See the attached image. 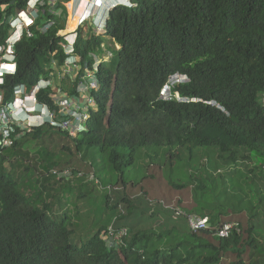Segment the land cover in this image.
<instances>
[{
  "label": "trees",
  "instance_id": "obj_1",
  "mask_svg": "<svg viewBox=\"0 0 264 264\" xmlns=\"http://www.w3.org/2000/svg\"><path fill=\"white\" fill-rule=\"evenodd\" d=\"M26 1L0 0V45L10 33L9 17L24 10ZM134 5L110 13L109 41L79 33L73 54L78 69L64 68L66 41L57 32L64 28L66 10L60 1L52 6L58 15L47 8L29 29L32 38L24 35L16 44L17 72L1 88L5 100L13 86L24 84L30 92L40 79L75 99L80 84H98L86 90L94 112L83 104L90 115L88 131L72 138V145L63 142L64 132L42 126L14 136L13 146L0 154V264H264V109L259 102L264 0H136ZM45 20L52 26L43 33ZM96 53L107 62L94 71ZM175 73L189 79L175 88L179 95L204 103L158 99ZM51 91L40 90L38 102L52 107ZM29 145L37 153L33 172L76 169L71 161L76 158L84 170L95 171L100 189L94 181L84 182L87 171L75 177L76 169L69 180L52 174L27 180L34 199L17 200L22 195L3 167L12 158L26 164ZM158 149H165L160 159L166 172L174 166L184 173L168 177L171 194L186 189L191 194L192 206L180 200L175 206L185 215L208 217L209 229L190 232L186 218L175 216L171 194L154 198L142 188L149 169L136 168V162L142 157L151 166ZM29 170L25 166V173ZM131 170L144 177L128 181ZM113 218L116 228L128 229V237L125 245L107 248L102 234ZM85 219H92L90 230L96 231L79 233ZM233 222L227 238L217 235Z\"/></svg>",
  "mask_w": 264,
  "mask_h": 264
},
{
  "label": "clouds",
  "instance_id": "obj_2",
  "mask_svg": "<svg viewBox=\"0 0 264 264\" xmlns=\"http://www.w3.org/2000/svg\"><path fill=\"white\" fill-rule=\"evenodd\" d=\"M57 1H60V4L65 8L63 2H66L68 0ZM135 1L136 0H89L85 13L78 20L76 29L72 33H66L64 35H62L61 32H66L63 31L65 27L63 29L58 30L57 32V36L63 38L66 41V43L61 44V48L64 54L67 56L64 68L69 71L71 70V68L78 69V60L76 56H73V54L74 45L76 43L79 33L82 32V28L80 27L83 24H87L88 22H90L88 23V30L85 31V33H89L90 36L94 37L101 36L109 41L110 38H106V23L109 19L110 13L114 9L119 7H133L135 6ZM48 2L49 0H27L26 7L24 10H21L15 16L9 17L8 23L10 27V33L5 39L4 43L0 45V154L3 153L4 150L13 146L14 136L24 137L25 134L31 133L34 131V129L40 128L42 126L52 127L56 131L64 132L67 135L66 138L72 140V138H76L88 131L87 122L90 118V115L87 114V110L83 107V104L87 103L90 107H93V112L95 110L94 104L91 100V96H89L88 92L86 91L89 87L94 90L97 89V85L95 84L98 83L95 80H90L88 83H86V85H79L77 94L81 93L82 95L80 94V97L78 99L71 98L66 93L61 92V88L59 87V85H52L50 84L51 80L47 79L38 80V82L34 85L30 92L27 91V88L24 84L15 85L12 87L10 98L8 100L4 99V95L2 94L1 88L4 86L6 78L15 76L17 72L15 46L18 42H20L24 35L29 38H32L33 35L29 31V29L35 25V22L37 21L40 13L44 14L47 8L49 12L52 13V6H50ZM73 3L74 5H76L75 10L73 12V14L75 15V12L81 3V0H73ZM85 14H87V16ZM45 23L47 24L44 25L41 30L43 31V33H45L49 29L50 25L52 26L51 21L45 20ZM95 29L101 31L103 30L104 33L101 35H97L95 34ZM73 35H75V38L71 43H68L67 38L72 37ZM65 45H67L66 48ZM103 47L104 44L101 45V48ZM114 48L116 50H119L120 47L118 44L114 43ZM66 49H68V51H66ZM104 57L106 56L101 57L100 60L98 57L93 55L94 63L92 67L94 71L97 70V67L103 61L107 62V57ZM102 58H104L105 60ZM95 63H97V66H95ZM88 75H90L89 71L86 72L84 76ZM188 82L189 79L186 75H182L179 73L170 75L167 78L165 84L160 89L158 99L163 102L175 101L178 103H204L200 98H183L175 90L177 86L181 84H186ZM81 86L84 87V91L82 90ZM49 87H51L52 90L49 94V97L52 100V107L44 103H39L37 99L38 92L40 90H47L49 89ZM85 92L87 93V95L85 94ZM259 102L262 108L264 109V93H261L259 95ZM57 115L59 119H57ZM64 123H67V125L65 126ZM23 152L25 154V149ZM27 152L28 162L26 164L24 163L25 159L19 161L16 158H12L11 163H4L3 167L6 173L13 179L19 193L22 195V197L17 196V200L20 201H27L29 199L32 201L34 199L31 190L27 186V180H33V176H30L29 172L30 170L33 171L34 169L32 163L37 161L35 160V157H37V153L34 152V149L32 148V146L30 147V145L28 147ZM19 163H23L25 164V166H29L30 170L28 171V173H25V168L23 172H18L17 170H15L16 166L21 165ZM151 165L156 164L153 161L151 162ZM157 166H161V168H166L165 165ZM70 170L76 169L54 168L49 172H44L41 170V173L39 171H35V173L39 174L38 178L48 177L50 176V174H52L57 178V180H69L70 178H72L73 175ZM90 170L91 171L86 173L84 177V182L91 183L92 181H94V186L100 189L101 185L95 181V171L91 169V167ZM76 171L77 172H75V177H83L82 171L78 169ZM90 172H92L91 175H89ZM160 175L162 176L161 173ZM165 178H167L166 181H168L167 175L165 176ZM20 183H22L23 186H21ZM167 184L169 185L168 182ZM175 205L176 204L174 203L171 204V207L175 209V216H183L186 218L187 227L190 232L197 233L199 231H205L209 229L208 217H200L197 215H185L184 212L179 210ZM189 217H197L201 220L206 219L205 228L193 231L189 225ZM114 218L108 225L106 234H102L104 237L103 240L107 248H112V246L113 248H118L120 247V245H125V239L128 237V229L122 226L116 228L114 224ZM231 225L233 227L235 226L233 224ZM141 258L143 259L144 257Z\"/></svg>",
  "mask_w": 264,
  "mask_h": 264
},
{
  "label": "rangeland",
  "instance_id": "obj_3",
  "mask_svg": "<svg viewBox=\"0 0 264 264\" xmlns=\"http://www.w3.org/2000/svg\"><path fill=\"white\" fill-rule=\"evenodd\" d=\"M62 2V1H61ZM89 0H81V3L78 7V9L76 10L75 12V15L73 14L74 10H75V6L74 3H73V0H68L66 2H63L65 8H66V23H65V29L63 31H66V30H70V31H73L74 28L77 26L78 22L76 24H74V22L78 19V17L80 16V7L83 6V5H86L88 4ZM87 16V14H85ZM90 23V22H88ZM87 24H83L80 28H82V32L85 33V31L88 30V27L89 25ZM73 25V26H72ZM71 26V27H70ZM95 34H103V30H96L95 29ZM62 35L66 34V32H61ZM75 38V35H73L72 37H68L67 40H68V43H71L73 41V39ZM69 45V44H67ZM67 45H65V48L67 47ZM63 46V45H62ZM66 51H68V49H66ZM70 51V49H69ZM98 56V58L101 60V55L96 53ZM95 54V55H96ZM106 58V57H104ZM102 58V59H104ZM105 60V59H104ZM56 62H54L55 64ZM95 66H97V63H95ZM55 75L57 74L55 71H54ZM58 86V85H57ZM82 90L84 91V87H82ZM58 96V95H57ZM82 100V99H81ZM76 106V104H75ZM63 142H65L66 144L68 145H72V143L70 142L71 140L64 137L63 136ZM62 145H60L59 147L61 148ZM31 147V146H30ZM158 153H157V156L154 157L152 154L151 156L153 157L152 161H154V163L156 165H151V166H148L147 164V159L145 160L144 158L141 157V160H137L136 162V168H146L149 169L148 170V174H147V177H145V179L143 180V182L141 183V186L142 188L147 192L149 193H153V196H155L154 198H161V194L165 193V194H171L173 193V188H171V186H169L167 184V181L165 178V176L167 175V177H169L170 179H174V178H177L179 179L178 177L182 178L184 177V173L182 171V169H177V168H174L173 167H170L167 169V173H166V168H161V166H157V165H161L162 164V159H160L161 155L164 153L165 149H158L157 150ZM56 154H58V156L60 155L61 152L59 151H56L55 152ZM62 157V155H60ZM57 157V156H56ZM56 157H54L56 159ZM65 158V160L67 161L68 158L67 156L66 157H63V159ZM73 160V166L80 170V171H83V172H89V170H84V168L82 167L84 164H81L80 165V160H77L76 158H72L71 161ZM70 161V162H71ZM25 163V162H24ZM21 165L19 166H16L15 170H17L18 172H23L24 171V168H25V164L23 163H19ZM178 166H180L181 164H177ZM145 170V171H146ZM38 171L41 173V169H38ZM91 171V170H90ZM160 173L162 174V176L160 175ZM30 176H33L34 178L38 177L39 174L33 172L32 170H30L29 172ZM92 172L89 173V175H91ZM142 177H144V174L140 171H133L131 170L129 172V174L126 175V178L128 181H131L132 179H141ZM152 178V179H151ZM148 179H151V180H148ZM136 189L139 190V186L138 187H135ZM177 192V195L176 196H173V199H172V203H176L177 201L180 200V205L182 206H185L187 208H189L190 206H192V198H191V194L189 192V189H186V190H176ZM93 192V191H92ZM93 195V194H92ZM164 197L162 196V199ZM83 218V217H82ZM91 220L92 219H85V224L84 225V221L82 223H80V229H83V231H79L80 234H84V233H90L91 231H96V229H93V230H90V223H91ZM235 222H233L232 224H234Z\"/></svg>",
  "mask_w": 264,
  "mask_h": 264
},
{
  "label": "built area",
  "instance_id": "obj_4",
  "mask_svg": "<svg viewBox=\"0 0 264 264\" xmlns=\"http://www.w3.org/2000/svg\"><path fill=\"white\" fill-rule=\"evenodd\" d=\"M56 1L57 0H49L48 4L50 6H54ZM52 13L55 15H58L59 11L55 10ZM64 125L66 126L67 123H64ZM188 221H189V225L193 231H197L201 228H205L206 219L201 220L197 217H189ZM232 229H233V226L231 224H223L221 229L218 230L217 235L221 238H227Z\"/></svg>",
  "mask_w": 264,
  "mask_h": 264
},
{
  "label": "bare ground",
  "instance_id": "obj_5",
  "mask_svg": "<svg viewBox=\"0 0 264 264\" xmlns=\"http://www.w3.org/2000/svg\"><path fill=\"white\" fill-rule=\"evenodd\" d=\"M86 8H87V4H86V5H83V6L80 7V16H79L78 19L75 21L76 23L78 22L79 18L85 13Z\"/></svg>",
  "mask_w": 264,
  "mask_h": 264
}]
</instances>
